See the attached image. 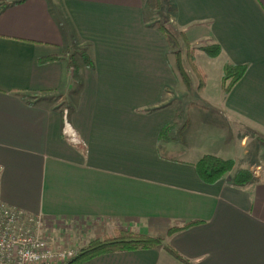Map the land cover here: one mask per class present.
Here are the masks:
<instances>
[{
	"label": "crops",
	"instance_id": "crops-1",
	"mask_svg": "<svg viewBox=\"0 0 264 264\" xmlns=\"http://www.w3.org/2000/svg\"><path fill=\"white\" fill-rule=\"evenodd\" d=\"M173 1L176 31L222 48L204 65L197 52L199 93L212 106L197 104L194 120L188 109L184 122L172 97L186 86L145 0H0V202L105 226L103 235L125 227L161 236L189 260L160 245L80 264H264V0ZM75 46L94 63L78 55L77 73L68 66ZM227 62L247 71L225 95ZM74 86L68 120L82 144L63 134L65 110L52 96ZM209 108L260 137L238 144L234 130L203 119ZM205 155L235 167L207 183L197 169ZM240 169L252 171L243 185Z\"/></svg>",
	"mask_w": 264,
	"mask_h": 264
},
{
	"label": "trees",
	"instance_id": "trees-1",
	"mask_svg": "<svg viewBox=\"0 0 264 264\" xmlns=\"http://www.w3.org/2000/svg\"><path fill=\"white\" fill-rule=\"evenodd\" d=\"M23 0H17L20 2ZM159 5L166 3L167 8H172L174 14L177 8L173 0H158ZM166 36L169 41L170 48L177 56V65L180 70L182 79L190 84L189 73L185 67V64L181 60V52L177 48L180 46L181 41H179L178 35L184 39V43L187 49V56L191 61L190 66L193 71L196 72L199 79L198 91L201 92L205 87L206 74L199 68L196 63L195 49H201L210 57H217L222 53V48L216 43H208L201 47H192L186 33L184 31H178L176 34L169 26L165 24L157 23L155 24ZM173 28V27H172ZM174 29V28H173ZM175 30V29H174ZM83 62L85 65L92 67L93 61L86 50L80 52ZM56 57L46 58L45 61L54 60ZM69 69L77 73L79 66L76 58V54L69 56L68 62ZM247 71V65H237L227 62L224 66V72L222 77V89L224 94H228L234 85L240 81V79L245 75ZM181 112V109H179ZM174 123L166 125L161 132L162 137H169V132L174 128ZM234 159H225L215 155H205L197 163V169L200 177L207 183H216L220 181L226 174L231 172L235 167ZM252 174L248 169H240L234 178V182L237 185H243L250 181ZM184 226L172 227L169 231V235ZM164 245L170 252H172L177 258L182 261L189 263V260L182 257L174 248H172L163 237L161 236H151L149 234H144L139 231L130 230L125 227H119L113 229L112 232L104 234L102 237H98L90 240L85 246L81 247L75 258L71 261V264H80L87 261L95 256L110 253L114 251H128V250H138V249H149L155 248L157 246Z\"/></svg>",
	"mask_w": 264,
	"mask_h": 264
},
{
	"label": "rangeland",
	"instance_id": "rangeland-1",
	"mask_svg": "<svg viewBox=\"0 0 264 264\" xmlns=\"http://www.w3.org/2000/svg\"><path fill=\"white\" fill-rule=\"evenodd\" d=\"M160 3L158 0H145V11L146 15L150 21L151 24H157V23H162L165 24L167 27L169 26L176 34L179 32L174 30L173 26L171 25V21L174 20V11L172 8L168 9L167 4L163 3L159 5ZM173 27V28H172ZM179 41H181L180 46L177 45V48L181 52V60L185 64V67L189 73V78H190V84L185 83V90H183L182 93L175 94L172 99H174V105L179 109H181L182 112V121H185L186 113L188 112V119L194 120L198 115L197 113L199 112V107L196 106L197 104L199 105H211L208 102L204 101L203 95L199 93L198 89V84H199V79L197 77V74L195 71L190 66L191 61L189 60L187 56V49L186 45L184 43V39L181 37V35H178ZM208 44L207 42H202L200 44H193L192 47H201L203 45ZM75 49H72V52H69V55L76 54L77 62H78V55L81 56L79 53L83 49H79L77 46L74 47ZM79 51V52H78ZM200 52L197 56L198 64L204 65V59L207 60V56L202 51L201 49H195V56L197 52ZM174 58L176 59V64H177V56L175 53H172ZM197 63V62H196ZM179 70V69H178ZM180 73V70H179ZM211 73H216V71H211ZM181 76V73H180ZM182 77V76H181ZM76 86L70 88L68 91L62 94H55L53 96V100L56 101L57 104L60 105L61 108L64 107V110H68L70 113V110L72 108V97L71 94L73 90H75ZM210 106V107H211ZM210 111L208 113H203L201 116L205 121L210 122L213 126L217 127L223 134H226V132H230L229 128L234 130L233 136L236 137L238 140L237 143L241 140H245V142H248V137L246 135L252 136L253 138H258L260 137L259 134L255 132L252 127H243L238 124L236 126L230 125V122L227 123L225 118H223L221 115H219L218 110L214 108H209ZM181 121V122H182ZM183 121V122H184ZM264 153V152H263ZM223 155V153L221 154ZM238 169V166L237 168ZM260 169V167H253L252 171L255 172L256 170ZM264 169V165H262V170ZM249 170V169H248ZM261 170V171H262ZM251 171V172H252ZM48 221V228L45 229V235H47L49 238L53 239L59 244H64L67 246H71L72 248H76L77 251L81 249V247L85 246L90 240L98 238L103 236V233L105 230V226L101 227L99 225V229L97 227H94L95 224H90V222L86 220H65V221H55V220H47ZM94 225V226H92Z\"/></svg>",
	"mask_w": 264,
	"mask_h": 264
},
{
	"label": "built area",
	"instance_id": "built-area-1",
	"mask_svg": "<svg viewBox=\"0 0 264 264\" xmlns=\"http://www.w3.org/2000/svg\"><path fill=\"white\" fill-rule=\"evenodd\" d=\"M63 134L82 144L65 110ZM0 165V173H1ZM48 221L0 202V264H71L76 248L59 244L45 235Z\"/></svg>",
	"mask_w": 264,
	"mask_h": 264
}]
</instances>
